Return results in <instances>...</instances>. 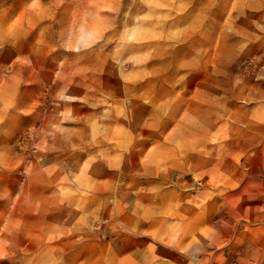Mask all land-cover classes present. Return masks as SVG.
<instances>
[{"label": "rangeland", "instance_id": "rangeland-1", "mask_svg": "<svg viewBox=\"0 0 264 264\" xmlns=\"http://www.w3.org/2000/svg\"><path fill=\"white\" fill-rule=\"evenodd\" d=\"M263 245L264 0H0V264Z\"/></svg>", "mask_w": 264, "mask_h": 264}, {"label": "crops", "instance_id": "crops-1", "mask_svg": "<svg viewBox=\"0 0 264 264\" xmlns=\"http://www.w3.org/2000/svg\"><path fill=\"white\" fill-rule=\"evenodd\" d=\"M263 249H264V245L262 246V248L259 251L261 255H263V253H264ZM228 264H232V263L229 262ZM260 264H264V262L262 261V262H260Z\"/></svg>", "mask_w": 264, "mask_h": 264}]
</instances>
